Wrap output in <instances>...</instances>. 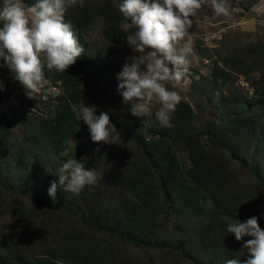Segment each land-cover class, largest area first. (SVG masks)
<instances>
[{
    "label": "rangeland",
    "instance_id": "1",
    "mask_svg": "<svg viewBox=\"0 0 264 264\" xmlns=\"http://www.w3.org/2000/svg\"><path fill=\"white\" fill-rule=\"evenodd\" d=\"M23 2L32 6L36 0ZM226 3L229 17L217 15L211 0H206L202 10L191 18L193 26L181 42L190 45L193 53L186 83L182 81L175 89L168 85L188 107L189 124L179 132L171 120L172 127L160 124L155 116L160 105L155 102L151 116L144 118L132 115L131 104L123 102L117 74L128 57L138 55L127 45L124 18L116 26L114 40L106 38L101 19L92 20L82 30L87 46L67 69L73 71L75 79L69 94L62 88L64 72L45 69L60 94L49 95L42 90L29 99L10 70L0 67L4 85L0 90V264H36L40 257L60 264H91L85 259L88 247H84L95 240L104 243L120 264H226L230 258L224 254L208 255L190 242L195 230L206 225L201 236L211 237L222 246L218 248L220 253L228 249L239 253L242 245L234 233L227 232L229 224L241 219L240 215L235 217L239 213L236 208L223 215L215 206L218 198L212 195L206 207L201 201L205 189L189 178L195 154L208 158L213 193L219 190L225 193L224 198H239L238 206L257 216L264 230V0ZM214 66L228 75L217 88L211 83ZM87 105L95 106L97 115L101 111L109 114L121 135L119 144L91 140L88 126L76 121L80 107ZM62 109L74 114L70 118V156L65 158L55 156L40 133L42 122H55ZM6 115L13 118L7 120ZM161 131L169 132L166 144L180 171L181 183L193 191L197 187V208L186 188L172 194L177 204L165 199V187L170 183L163 168L150 160L143 144L150 137L160 136ZM68 158L82 160L86 169L95 168L102 179L85 186L79 194L58 188L53 200L48 189L58 177L46 169L55 171ZM140 158L153 172V195L161 207L155 227L157 233L160 229L167 233V246L136 244L133 229L121 235L126 223L123 204L128 198L127 178ZM73 240L85 242L82 253L72 252ZM96 259L93 257V261Z\"/></svg>",
    "mask_w": 264,
    "mask_h": 264
},
{
    "label": "clouds",
    "instance_id": "2",
    "mask_svg": "<svg viewBox=\"0 0 264 264\" xmlns=\"http://www.w3.org/2000/svg\"><path fill=\"white\" fill-rule=\"evenodd\" d=\"M82 2V0H81ZM206 0H122L118 5L125 23L122 25L126 42L133 53L117 74L118 91L125 104H131V114L149 117L153 103L160 105L155 116L164 127H172L170 120L182 96L173 89L185 82L189 74L193 50L183 44L193 26V19L202 10ZM77 0H36L26 6L23 0H2L0 6V67H7L14 79L23 85L24 94L36 98L42 90L59 95V90L45 75L48 72H66L85 52L73 25L66 22L67 9ZM217 15H231L226 0H211ZM0 82V90H3ZM75 110V109H74ZM95 106H81L77 120L88 126L91 140L104 144H119L121 135L110 122L109 114H96ZM76 131L80 130L75 124ZM70 156L66 149L62 154ZM58 177L51 182L48 194L55 200L58 188L79 194L85 186L95 185L102 175L95 168L84 167L82 160L68 158L55 171ZM252 216L245 222L236 220L227 227L237 241L248 239L243 248L249 253L243 264H264V230ZM56 264H60L59 261ZM226 264H241L239 258L228 259Z\"/></svg>",
    "mask_w": 264,
    "mask_h": 264
},
{
    "label": "trees",
    "instance_id": "3",
    "mask_svg": "<svg viewBox=\"0 0 264 264\" xmlns=\"http://www.w3.org/2000/svg\"><path fill=\"white\" fill-rule=\"evenodd\" d=\"M118 1L115 0H77V3L69 7L65 13L66 22H70L73 25L74 31L77 32L79 42L82 47L86 50V42L82 37V30L88 26V24L94 20L98 19L104 23L103 32L106 38L114 40V32L116 31V26L122 21L123 16L118 9ZM264 64V63H263ZM264 66V65H263ZM264 71V69H263ZM73 71H67L63 73V78L61 79L62 88L68 92H71L70 85H74V77L72 75ZM211 83L214 88L220 87L228 80V75L217 66H214L211 70ZM264 77V74H263ZM264 95V92H263ZM70 96V95H69ZM21 108V107H20ZM186 103L181 101L177 106V110L173 113L171 121L175 124V130L179 132L184 129L185 124L188 123V109ZM74 114L68 109H62L57 112L55 117V122H42L43 131L40 132L45 139L48 141L45 143L48 148L53 152V154L59 158H65L61 154L68 149V140L73 133V120H70ZM7 120H11L13 116L6 115ZM189 124V123H188ZM39 125V127H42ZM171 129V128H170ZM169 132L161 131L160 136L150 137L143 142L144 146L148 150L150 160L159 168H163L164 177H166L170 183L169 186L165 187V192L167 195L166 200L172 203H176L172 194L174 191H183L186 188L188 191V196H192L194 199L195 207L197 208L199 202L197 201V187L205 189V194L201 195L202 203L207 207L209 201V195L218 198V203L215 204L216 207L221 208L223 215L230 214L235 208L237 212L235 217H239L240 222H245L248 218L252 217L247 211H244L238 206L240 203L239 198H224V192L219 191L213 193V186L211 183L213 179L210 173L207 172L208 158L201 154H195L192 157L191 169L188 170L189 178L196 184L194 191L187 185L181 183V174L178 170L175 158L169 152L167 148L166 136ZM153 172L150 167L146 164L143 158H140L137 163L133 164L131 173L127 178L126 191L127 197L124 200V221L126 223L122 226V234L127 232L128 229H133L135 231L134 240L136 244L140 242H147L151 247L156 246H167L169 239L167 238V233L164 229H160L159 233L156 232L154 221L158 213L161 211V207L158 200L153 195ZM264 180V179H263ZM218 194V196L216 195ZM250 202V201H248ZM185 204V200L183 202ZM176 210L177 207L175 208ZM242 213V214H241ZM242 215V216H241ZM221 225V224H220ZM206 228V225H202L195 231L196 236L191 235L190 242L197 249L207 253L208 255L221 256L225 255L226 258L234 259L235 256L243 261L248 259L249 253L243 248V244L252 237L242 238V245H240V252L234 253L232 250H223L222 253L219 252L218 248H222L218 243L213 242L211 237H202V229ZM166 236V237H164ZM193 238V239H192ZM72 241V240H71ZM85 242L82 240H73L70 244L72 252H83V246ZM140 245V244H139ZM88 247L86 251L85 259L91 264H120L110 256L111 251L107 246L99 240L93 242L88 241ZM98 258L93 261V257ZM52 259V258H51ZM49 259L48 257H40L36 259V264H56L54 259Z\"/></svg>",
    "mask_w": 264,
    "mask_h": 264
}]
</instances>
